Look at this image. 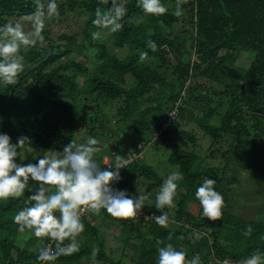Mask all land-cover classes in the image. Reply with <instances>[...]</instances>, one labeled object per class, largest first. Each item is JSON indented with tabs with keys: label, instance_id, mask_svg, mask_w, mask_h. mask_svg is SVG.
Instances as JSON below:
<instances>
[{
	"label": "trees",
	"instance_id": "trees-1",
	"mask_svg": "<svg viewBox=\"0 0 264 264\" xmlns=\"http://www.w3.org/2000/svg\"><path fill=\"white\" fill-rule=\"evenodd\" d=\"M62 1L55 0L56 11L48 15V0H0V26L7 25L5 16L42 13L40 34L48 33L21 50L24 69L19 82L0 84V108L13 89L0 112V132L9 134L13 143L21 136L29 138L18 149V157L24 147L62 151L70 140L81 143L98 135L106 139L96 158L102 167L103 156L124 155L128 142L135 152L151 146L158 154L175 136L186 139L191 149L171 144L166 158V169L176 168L184 175L174 206L166 209V227L153 216L161 214L154 207L155 190L164 179L147 161L137 159L121 170L122 180L114 187L131 195L143 190L141 195L147 199L140 216L120 219L104 210L88 211L82 216L85 231L78 238L79 252L52 264H157V249L167 243L185 251L187 258L199 255L203 264L224 260L242 264L256 250L264 251V197L252 218L234 214L231 204L237 195L241 202L245 200L241 192L250 190L249 182L264 188V175L258 171L261 168L264 174V0H162L168 9L163 16L145 14L137 0H126L123 28L110 36L111 47L125 53L122 58L108 57L107 40L92 35L105 30L93 21L97 10L103 14L111 8L112 0ZM177 8L182 12L179 16ZM70 13L84 21L82 29L68 20ZM56 25L59 31L75 30L72 34L64 30L56 37L51 32ZM150 40L157 44L155 52L147 47ZM64 42L76 48L67 53ZM40 45L50 49L48 58ZM143 52L148 56L141 60ZM72 53L84 60L75 61ZM245 53L253 57L240 74L234 64ZM40 61L38 68L22 76ZM199 76L202 83L195 80ZM105 108L111 117L102 112ZM87 113L97 126L107 119L111 127L99 128V133L89 129L88 122L85 130L80 120ZM184 120L209 141L204 151L203 137L181 130L179 122ZM205 177L216 180L215 188L225 199L223 214L216 221L202 215L195 196ZM29 185L35 191L38 182ZM29 195L26 189L19 198L0 200V264L41 263L40 250L49 246L55 250L56 242L47 237L24 239L23 250L17 244L20 232L14 216L31 203ZM106 221L117 231L111 232L113 241H118L119 232H127L122 248L112 247L102 236ZM249 226L252 231L246 235ZM124 248L131 252L129 256Z\"/></svg>",
	"mask_w": 264,
	"mask_h": 264
},
{
	"label": "clouds",
	"instance_id": "clouds-1",
	"mask_svg": "<svg viewBox=\"0 0 264 264\" xmlns=\"http://www.w3.org/2000/svg\"><path fill=\"white\" fill-rule=\"evenodd\" d=\"M56 7L55 0H48V15L54 14ZM137 7L145 14L154 16H163L168 12L162 0H137ZM126 14V0L120 3L112 0L107 12L101 14L97 10L93 24L115 33L123 28L122 20ZM181 14V9L177 8L175 15ZM42 17L41 13L32 35L26 34L20 24L0 26V37H4L0 38V84L17 83V77L24 69L21 50L34 45L37 38H42ZM100 34L99 31L92 33L93 38ZM147 47L153 52L157 50L155 41H148ZM147 56L148 53L143 52L140 59ZM26 143H29L27 136H21L13 143L9 134L0 132V200L19 198L26 189L29 191L28 201L31 203L16 213L14 223L18 225L19 232L28 230L37 238L47 237L56 242L54 251L50 246L39 251L37 260L41 264H52L62 256L68 257L79 252L78 238L85 231L82 220L85 212L104 210L111 217L129 219L139 217L145 208L147 196L131 195L126 190L114 187L122 180L121 170L126 168L127 159L117 155L114 164L102 167L96 159L101 148L95 137L89 136L81 143L70 140L62 151L54 150L50 156L42 155L34 159V163H23L18 157V149ZM139 152L142 154L139 159H143V151ZM183 179V173L171 172L155 190L154 207L161 214L153 216L162 227L169 223L167 210L174 206ZM29 181L38 182L35 191H32ZM215 184L216 180L205 177L195 191L202 215L212 221L221 218L225 206L224 196L216 190ZM251 231L249 226L245 234ZM157 252V264H203L199 255L187 258V253L172 243L159 247ZM96 253L97 250L93 249L94 257ZM223 264H229V261L224 260ZM242 264H264V251L256 250Z\"/></svg>",
	"mask_w": 264,
	"mask_h": 264
},
{
	"label": "rangeland",
	"instance_id": "rangeland-1",
	"mask_svg": "<svg viewBox=\"0 0 264 264\" xmlns=\"http://www.w3.org/2000/svg\"><path fill=\"white\" fill-rule=\"evenodd\" d=\"M18 1H20V0H18ZM60 2H61V0H60ZM36 14L37 13H32V15H30L28 17H24V18H22V17H15L14 18V17H10V16H5L3 19L5 20L7 25H13L14 26L16 24H20L22 26L23 31L26 34L32 35L36 31V20L38 18V16ZM68 15H69L68 17H70L68 20L71 21V23L75 24L77 27L80 26V28L82 29L84 21H80L79 20L80 16L76 15V13H73V14L70 13ZM80 28H79V30H80ZM73 29L74 28H72V29L61 28L60 31H59V26L56 25L54 27H51V32L52 31L56 32V37H57L64 30H66L69 34H72L74 32V30H75V29L74 30ZM40 31H42V30H40ZM100 33H101L100 36L102 35V37H104L107 40V46L110 47V49H109L110 51L108 52L107 56L111 57V55H116L117 57L122 58L125 55V53L120 51V50H118V49H113L111 47V46H113L111 44V39H110L111 32L108 31L107 29H105V30L100 31ZM47 35H48L47 32H45L44 34H40V36L42 38H37V41H42ZM49 37H50V34H49ZM0 38H4V37H0ZM62 47L65 49V51L67 53H70V51H72L73 49L76 48L75 45H73V44L70 45V44H67L66 42H64L62 44ZM69 56L70 55H68V54L66 56H64L62 61H65ZM72 57H73V59L75 61L84 60L79 54H76V53L75 54L72 53ZM252 57H253V53H245L244 55L241 56L240 61H237L234 64L237 67L238 73H240V74L244 73V70L248 66V62L250 61V59H252ZM105 60H107V59H105ZM85 64H88L87 61H85ZM126 78H127V80H129L130 76H126ZM195 80L197 82H201V83L204 81V79H202L201 76L196 77ZM80 82L81 81H79V83ZM215 87L219 88L220 86L216 85ZM102 110H103L102 112H104L105 115L111 117L110 115H112V114L108 112V108H105V109H102ZM86 115H87V117L82 118L80 120L81 126L83 128H85V130L87 129V125L86 124L88 122H89L88 128L90 129V127H93L94 131L96 130L99 133H100L99 128H104L107 131V129H108L107 127H111L110 124H108L107 119L105 121H103L102 125L97 126L98 125L97 121L93 122V120L91 119L92 117H89L88 113ZM219 119H220V116L216 117V122H218ZM179 123H181V130H183V129L192 130L194 133L199 135V139H202V137H203L202 148H203V151H204L207 148V146L209 144V141L206 139V137L204 138V136L202 135V132L199 129H197L193 124L187 125L185 123V120L183 121V123H182V121H180ZM157 134H159V133H157ZM95 138L99 141V145L98 146L101 148L100 152H102L104 150L103 149V145L105 144L106 139H105L104 136H101V135H98ZM172 138L174 139V141H170L169 140L170 144H164L163 147L161 148V150H163L164 148H166V149L163 150L161 153L157 154V153L153 152V148L151 146H146L144 148L143 152H142L143 153V159L145 161H147L151 165V167L153 169H155V171L158 173V176L161 179H165L171 172L177 171L176 168H172L170 170L166 169L167 164H165V163H166L167 156L169 154H171V153H169L170 152V148H171V144H178V145H180L182 147V149H184L186 151H189L191 149L190 144L188 143V141L186 139L178 138V137H175V136H173ZM112 145H114V143ZM131 145H132V142H128L127 143V147L131 146ZM46 151H47V153H45ZM52 152H53L52 150L43 149V148L24 147L22 149L21 153H20L19 159L23 163H28V162H32L33 163L34 159L37 156H42V155H45V154L50 156L52 154ZM99 153L96 154V158L98 157ZM107 160H108V157H106V156L103 157L102 164L105 161H107ZM218 161L219 160H217L216 162H218ZM205 165H206V163H205ZM260 169L261 168H259V170H258L259 173L261 175H264L263 172ZM249 186H250V190H248L246 193H245V190H243L241 192L243 198H245V200L243 202H241V199L238 197V195L234 196L231 199V204L234 207L233 208L234 214L242 216L244 218H252L253 217L254 213L256 212V210H258V208L261 205V202H262L261 199L264 197V188L263 187H260L259 185H257V183H254V182H249ZM134 189L137 190L136 188H134ZM137 191L140 192V193L138 192L139 194L144 193L143 190L142 191L137 190ZM149 193H152V192H149ZM191 206L195 210L194 205H191ZM106 224H107V226H106ZM106 224L102 225V230H101L102 236H104V238L106 240H109V242L111 243L112 247L122 248L123 247L122 242H124V240L126 239L127 232L126 231L119 232L118 235H117L118 236V241L115 242V241L112 240V234H111V232L112 233H116L117 232L116 229L114 228L115 226H111L113 223L110 222V221H106ZM30 236L34 237L32 232L28 231V230H26L25 232H20V234L18 235L17 244L20 245V247H22L21 250H23V245H22V244H24L23 240L24 239L26 240ZM210 243L211 242H208L207 244L209 245ZM123 250H124L123 253L127 254V256H129L131 254V252L129 251L128 248H124Z\"/></svg>",
	"mask_w": 264,
	"mask_h": 264
},
{
	"label": "built area",
	"instance_id": "built-area-1",
	"mask_svg": "<svg viewBox=\"0 0 264 264\" xmlns=\"http://www.w3.org/2000/svg\"><path fill=\"white\" fill-rule=\"evenodd\" d=\"M115 146H116V143H114V147ZM116 147H118V146H116ZM137 148L140 149V146H138ZM122 156L127 159V161H128L127 165H128L131 162H134L135 160L141 158L142 154L140 152L136 153L133 147H129V148H127V151ZM107 157H108V160L103 163L104 166L114 164L116 162L117 155H112V156H107ZM86 213L87 212H85L84 214H86ZM38 264H41V263H38Z\"/></svg>",
	"mask_w": 264,
	"mask_h": 264
},
{
	"label": "water",
	"instance_id": "water-1",
	"mask_svg": "<svg viewBox=\"0 0 264 264\" xmlns=\"http://www.w3.org/2000/svg\"><path fill=\"white\" fill-rule=\"evenodd\" d=\"M40 47L48 52V55H47V57H46V58H48V57L51 55V51H50V49H49L48 47H46V46H43V45H40ZM41 63H42V61H40L38 64L33 65V66L30 67L28 70H26V71L23 73V75H28L30 72H32V71H34L36 68H38V66H39ZM23 75H22V76H23ZM19 80H20V78L17 80V83L19 82ZM17 83H16V84H17ZM16 84H14V85H16ZM12 93H13V89L10 90L8 97L5 99L4 103L1 105L0 112H2L3 109L6 107V105L8 104L9 99H10L11 96H12Z\"/></svg>",
	"mask_w": 264,
	"mask_h": 264
}]
</instances>
